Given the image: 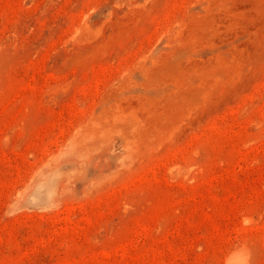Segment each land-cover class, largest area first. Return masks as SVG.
Masks as SVG:
<instances>
[{
  "label": "rangeland",
  "instance_id": "374dc122",
  "mask_svg": "<svg viewBox=\"0 0 264 264\" xmlns=\"http://www.w3.org/2000/svg\"><path fill=\"white\" fill-rule=\"evenodd\" d=\"M229 254L264 264V0H0V264Z\"/></svg>",
  "mask_w": 264,
  "mask_h": 264
},
{
  "label": "bare ground",
  "instance_id": "6f19581e",
  "mask_svg": "<svg viewBox=\"0 0 264 264\" xmlns=\"http://www.w3.org/2000/svg\"><path fill=\"white\" fill-rule=\"evenodd\" d=\"M244 252V251H243ZM233 254V253H231ZM230 255V254H229ZM228 255V256H229ZM227 256V257H228ZM245 256V254H244ZM227 259V258H226ZM226 261V260H225ZM226 263V262H225ZM227 264V263H226ZM228 264H246L245 258L238 256V255H230L228 258Z\"/></svg>",
  "mask_w": 264,
  "mask_h": 264
}]
</instances>
